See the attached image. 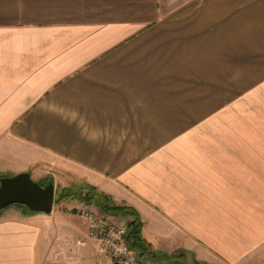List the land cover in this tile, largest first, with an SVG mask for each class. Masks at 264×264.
I'll use <instances>...</instances> for the list:
<instances>
[{"label":"crops","instance_id":"1","mask_svg":"<svg viewBox=\"0 0 264 264\" xmlns=\"http://www.w3.org/2000/svg\"><path fill=\"white\" fill-rule=\"evenodd\" d=\"M24 171L134 207L161 257L264 264V0H0V177ZM85 206L1 210L0 264L98 258L66 250Z\"/></svg>","mask_w":264,"mask_h":264},{"label":"built area","instance_id":"2","mask_svg":"<svg viewBox=\"0 0 264 264\" xmlns=\"http://www.w3.org/2000/svg\"><path fill=\"white\" fill-rule=\"evenodd\" d=\"M86 221L87 234L77 244L85 247L93 242L98 258L86 264H161L135 251L126 239L128 226L100 208L85 206L76 212Z\"/></svg>","mask_w":264,"mask_h":264},{"label":"trees","instance_id":"3","mask_svg":"<svg viewBox=\"0 0 264 264\" xmlns=\"http://www.w3.org/2000/svg\"><path fill=\"white\" fill-rule=\"evenodd\" d=\"M70 198L76 199L79 202L84 203L85 205L94 204L100 208L106 214L112 215L114 217H125L130 218L126 226H128V234L126 236L128 244L139 251L141 255L148 257V259L155 260L161 264H182V254H157L155 251L150 250V245L142 238V220L140 214L137 213L134 207L127 205L126 203H119L112 199V196L105 194L104 192L99 191L94 188V186L78 183L69 187L62 188L56 197L55 203L64 200H70ZM18 205V204H16ZM25 207V209L31 213L35 212L30 210L25 205H20ZM74 212H77L74 210Z\"/></svg>","mask_w":264,"mask_h":264},{"label":"water","instance_id":"4","mask_svg":"<svg viewBox=\"0 0 264 264\" xmlns=\"http://www.w3.org/2000/svg\"><path fill=\"white\" fill-rule=\"evenodd\" d=\"M30 176V172L24 171L0 177V211L18 204L44 215L52 213L56 201L55 183L48 181L43 185Z\"/></svg>","mask_w":264,"mask_h":264},{"label":"rangeland","instance_id":"5","mask_svg":"<svg viewBox=\"0 0 264 264\" xmlns=\"http://www.w3.org/2000/svg\"><path fill=\"white\" fill-rule=\"evenodd\" d=\"M32 179H34L36 182H38V183H41V184H45V181H42V180H40V179H36V178H34V177H31ZM59 185V187H60V183L58 184ZM58 187V188H59ZM56 191V190H55ZM57 191H58V189H57ZM58 194L59 193H57L56 192V197L58 196ZM14 205H16V204H14ZM86 206H89V207H97V206H95L94 204H92V205H86ZM19 207H23V206H20L19 205ZM23 208H25V207H23ZM98 208V207H97ZM77 215V214H76ZM77 216H79V215H77ZM114 219L117 221V222H119V223H121V224H126V223H128V219L127 218H125V217H119V216H117V217H114ZM77 221H80V219H77ZM76 221V222H77ZM79 239H82V238H79ZM80 246H78V245H76V244H69V246L67 245V247H66V250H68V253L71 251H75V250H77V248H79ZM89 260L90 258L89 257H85V260ZM188 262H190L189 264H195V262H193V260L192 259H190Z\"/></svg>","mask_w":264,"mask_h":264}]
</instances>
